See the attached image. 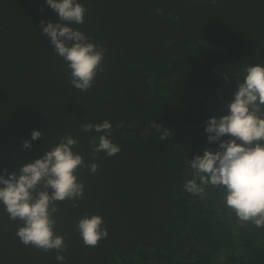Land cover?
Here are the masks:
<instances>
[{"label": "trees", "instance_id": "trees-1", "mask_svg": "<svg viewBox=\"0 0 264 264\" xmlns=\"http://www.w3.org/2000/svg\"><path fill=\"white\" fill-rule=\"evenodd\" d=\"M79 2L85 22L70 26L106 49L86 92L69 84L67 64L43 34L41 21L63 23L46 0H0V175L66 134L85 164L99 165L76 173L82 198L56 202L65 264H264V227L239 221L223 188L207 186L203 197L183 188L189 161L218 149L207 121L228 114L245 66L264 65V0ZM105 120L121 151L93 159L89 141L99 134L80 125ZM152 121L173 135L160 141ZM85 215L101 216L108 231L97 247L79 235ZM19 226L0 204V264H60L55 250L25 247Z\"/></svg>", "mask_w": 264, "mask_h": 264}, {"label": "clouds", "instance_id": "clouds-1", "mask_svg": "<svg viewBox=\"0 0 264 264\" xmlns=\"http://www.w3.org/2000/svg\"><path fill=\"white\" fill-rule=\"evenodd\" d=\"M46 4L63 23L48 22L45 26L41 21L43 34L67 64L69 84L86 92L103 71L106 49L93 44L91 37L70 26L85 22L87 9L79 0H46ZM242 72V82L237 84L232 101L226 105L228 114L210 118L204 129L208 143L217 144L218 149H206L202 156L196 155L189 161L192 178L184 182L183 188L200 197L205 196L207 186L223 188L222 202L226 208L234 212L239 221L261 228L264 227V65H247ZM80 127L83 132L99 134L89 141L93 159L101 152L113 157L121 151L109 138L112 135L109 121ZM151 127L160 133V141L173 135L168 129L162 131L163 126L154 121ZM41 137V132L32 131L31 140ZM78 145L77 139L66 134L34 162L22 164L11 174L4 169V175H0V204L11 221L20 222L16 231L19 241L25 247L32 246L45 253L55 250L60 264H65L63 253L67 245L65 238L55 233L54 216L59 211L56 202L82 198L85 185L78 182L76 173L84 167L95 174L99 168L97 163L85 164L82 155L73 150ZM23 147L31 149V142L24 141ZM77 228L86 247H97L108 237L99 215H85Z\"/></svg>", "mask_w": 264, "mask_h": 264}]
</instances>
